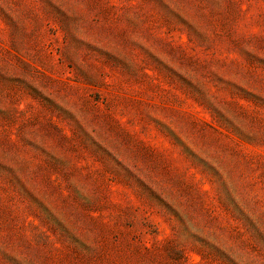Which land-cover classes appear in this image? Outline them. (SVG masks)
Wrapping results in <instances>:
<instances>
[{
	"label": "rangeland",
	"instance_id": "obj_1",
	"mask_svg": "<svg viewBox=\"0 0 264 264\" xmlns=\"http://www.w3.org/2000/svg\"><path fill=\"white\" fill-rule=\"evenodd\" d=\"M0 264H264V0H0Z\"/></svg>",
	"mask_w": 264,
	"mask_h": 264
}]
</instances>
